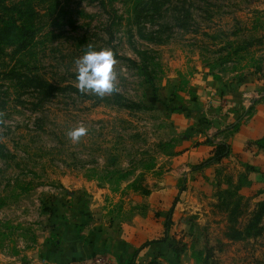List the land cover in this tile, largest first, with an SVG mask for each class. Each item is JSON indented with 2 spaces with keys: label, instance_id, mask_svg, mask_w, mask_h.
Listing matches in <instances>:
<instances>
[{
  "label": "rangeland",
  "instance_id": "rangeland-1",
  "mask_svg": "<svg viewBox=\"0 0 264 264\" xmlns=\"http://www.w3.org/2000/svg\"><path fill=\"white\" fill-rule=\"evenodd\" d=\"M6 3L0 18L34 8L36 36L25 51L0 54V264H44L65 235H80L81 219L148 196L169 171L166 157L209 125L191 114L183 129L198 80L264 82V0ZM89 46L114 54L116 90L104 96L77 87L75 61ZM81 126L73 142L67 133ZM261 184L252 198L221 173L203 187V213L168 227L177 264H264V215L257 235L245 233L264 202Z\"/></svg>",
  "mask_w": 264,
  "mask_h": 264
},
{
  "label": "crops",
  "instance_id": "crops-1",
  "mask_svg": "<svg viewBox=\"0 0 264 264\" xmlns=\"http://www.w3.org/2000/svg\"><path fill=\"white\" fill-rule=\"evenodd\" d=\"M263 83L259 76L253 75L198 80L194 85L195 104L200 108H187L183 116V129L193 124L191 114L207 117L209 125L205 131L196 133L198 140L192 143L191 139L184 140L175 157H166L163 163H169V171L148 196L137 195L129 203H123L118 215L109 216L105 211L98 216L101 212L98 209L91 219H81L80 235H65L44 264H128L137 250H140L135 259L137 264L161 260V264H177L168 222L172 221L177 231L182 229L181 224L186 225L184 221L189 215L203 213L207 206L199 193L203 187L221 173L222 179L227 177L235 184L241 183L239 194L245 198H252L253 191L261 189L264 149L256 143L264 138ZM204 117L201 122H206ZM221 144L229 147V156L219 163L204 165L212 158L214 147ZM200 165L204 167L202 170L197 169ZM146 244L149 245L145 247ZM98 260L101 262L97 263Z\"/></svg>",
  "mask_w": 264,
  "mask_h": 264
},
{
  "label": "trees",
  "instance_id": "trees-1",
  "mask_svg": "<svg viewBox=\"0 0 264 264\" xmlns=\"http://www.w3.org/2000/svg\"><path fill=\"white\" fill-rule=\"evenodd\" d=\"M8 0H0V7L6 8ZM156 1V0H155ZM26 5V4H25ZM27 6V7H26ZM20 4L19 6H15L12 8V14L8 16H2L0 18V54L4 53V49L6 47L15 46L18 51H25L30 45L31 41L36 36V28H35V11L34 8L27 4ZM9 9V8H7ZM259 148L264 149V138L259 140L257 143ZM230 153L229 147L225 144H221L215 147L213 150V156L210 160H208L204 165H208L211 163L220 162L224 158L228 157ZM203 165V166H204ZM262 182L264 183V172L261 177ZM264 195V190L262 191ZM237 209L233 210L231 214L230 222L237 221L236 213ZM264 215V202L261 203L259 210L256 212L254 221L246 228L245 233L247 235H251L253 229V235L258 234L259 222L261 221ZM171 221L168 222L167 228L169 227ZM255 230V231H254ZM233 240H241L245 233L237 230H233ZM165 242V240L161 241ZM149 244H146L148 246ZM140 250H137L134 253L133 259L128 262V264H136L135 259L138 256Z\"/></svg>",
  "mask_w": 264,
  "mask_h": 264
},
{
  "label": "clouds",
  "instance_id": "clouds-1",
  "mask_svg": "<svg viewBox=\"0 0 264 264\" xmlns=\"http://www.w3.org/2000/svg\"><path fill=\"white\" fill-rule=\"evenodd\" d=\"M115 58L111 49L95 50L89 46L84 54L75 61L77 87L81 93L92 92L104 96L116 90ZM81 126L68 131L67 136L77 142L86 133Z\"/></svg>",
  "mask_w": 264,
  "mask_h": 264
},
{
  "label": "built area",
  "instance_id": "built-area-1",
  "mask_svg": "<svg viewBox=\"0 0 264 264\" xmlns=\"http://www.w3.org/2000/svg\"><path fill=\"white\" fill-rule=\"evenodd\" d=\"M96 262H97V263H98V262H101V260H98V261H96Z\"/></svg>",
  "mask_w": 264,
  "mask_h": 264
}]
</instances>
